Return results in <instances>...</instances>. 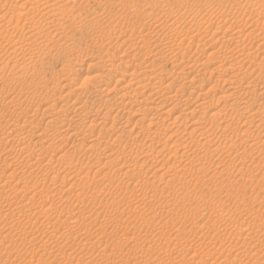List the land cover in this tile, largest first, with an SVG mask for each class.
Returning <instances> with one entry per match:
<instances>
[{
	"label": "rangeland",
	"instance_id": "374dc122",
	"mask_svg": "<svg viewBox=\"0 0 264 264\" xmlns=\"http://www.w3.org/2000/svg\"><path fill=\"white\" fill-rule=\"evenodd\" d=\"M7 1L16 6L14 11L17 14L23 13V20L15 24L16 19L13 16L11 22L14 24L9 25L12 31L0 32L1 35L4 34L2 37L0 35V194L8 193L6 199L0 195V235H6L0 236V264H133L140 259L139 256H143L141 259L145 257L154 260V264H176L181 255L189 257L194 253L196 258H186L179 264H250L242 262L240 258H248L253 264H264V151L256 152L249 144L254 141L253 143L260 145L264 138V95L257 94L260 85L264 83V66L252 71L254 77L250 78L253 81L246 75L248 77L240 84L245 86L246 82L251 81L250 90L256 87L254 96L260 104L257 103L253 109L263 111V122L258 121V124L252 120L253 122L248 121L249 124H245L243 120L246 116H241L239 123L233 121L225 127L223 122L215 127L222 116L231 117L236 113V107L224 106L225 101L222 99L226 85L220 77L227 72L223 70L230 62L223 63L222 67H218L219 70L214 68L220 64V55L225 49L221 47L209 56L218 47L219 41L214 40L225 29L221 28L217 33L214 31L224 17H231L233 14L232 17L238 19L252 14L251 25H245L243 32H248V29H255L254 34L260 32V24L264 25V0ZM44 4L45 6H41ZM0 10L3 9L0 7ZM9 15L0 14L4 20L2 21L7 23ZM173 19L177 22L175 28L169 27ZM190 20H196L200 33L195 32L197 26L189 24L191 28L185 29L189 32L187 38L180 40L183 37L175 32ZM158 22H162L163 24H159L164 27L158 29L161 27L157 26ZM261 33L264 34V30ZM261 33L257 38H251L254 45L260 42ZM175 34L180 38H176ZM191 36L193 38L190 39ZM173 37L176 39L173 40ZM168 39L169 43L163 47L162 42ZM171 40L178 44L176 50L171 51ZM254 49L255 46L249 50L251 56L258 52ZM156 51L161 53L160 56ZM108 56L111 57L109 61ZM121 61H124L122 63L125 66ZM185 61L192 62L191 65L197 64L194 66L195 70L189 74L186 71L181 72L183 76L189 75L186 78L179 73L183 68L182 62ZM88 63L94 64L95 68L87 75ZM130 66L134 68L135 76L142 73L137 78L142 77L144 82L150 80L152 83L149 81L147 89L139 90V94L134 92V96L129 92L130 89L123 90L127 91L126 101H129L128 98L132 101L124 105L120 100L121 91H114L113 84L117 78H123L122 71L131 70ZM193 72L204 82L202 91L206 93L198 101L206 103L207 107L183 121L184 114L195 104L196 98L185 99V95V100L180 99L177 103L170 100L169 106L174 105L175 110L179 111L173 115H179L178 120L175 123L171 122L172 118L159 120V123L145 131L148 118L154 113L153 109L147 110V107L157 106L150 99L154 95L159 96V93L160 99L172 95L173 92L185 94L188 86H195L194 82L189 81ZM95 73L101 74L98 75V80L96 76L93 78ZM86 76L91 78L90 84L92 83L88 96L81 98L83 102L75 101ZM106 83H110L109 86ZM133 86L135 87L134 84ZM175 88H182L179 90L182 92ZM215 88L218 89L214 90ZM143 98H148V101ZM36 100L45 102L36 107ZM80 103L83 104L85 112L73 119L72 116L83 110L80 109ZM32 108L35 109L33 116L28 115ZM61 108L66 115L63 114L58 121L55 120L54 125L52 123L54 127H50L49 134L47 133L51 140L38 148L43 152L40 153L37 148H30V153L28 149L21 151L20 141H28L27 137L34 133L36 123L39 127H44L48 113ZM220 109L222 114L220 111L221 116L217 118L219 120L213 121V125L210 124L208 114ZM203 111L206 116L202 115ZM199 116L202 118L195 120ZM42 117L40 123L39 119ZM10 118L16 120L10 121ZM193 123L208 133L214 131L207 138L212 142L201 140L194 134L182 145H187L190 149L196 144L204 143V146L202 149L196 147L199 151L191 153L190 158L182 159L181 150L172 155L169 154L171 150L165 148L161 156L154 157L158 164L151 159L143 161L144 153L141 152H151L148 144L150 138L155 139L154 142H160L161 146L167 144L166 147H169L176 138H187L188 132L194 127ZM165 125L168 126L167 130L155 131L154 126L165 128ZM65 127L70 132L75 131L68 132L66 139L63 131L61 132ZM221 127L225 129L221 130ZM130 128L133 132L129 131ZM245 128L248 133L244 132ZM151 130L154 131L150 132ZM173 132L177 135L170 137ZM83 134L87 139L79 143V137ZM117 134L122 135V139L116 140ZM89 135L99 138V146H91ZM128 135L135 136L136 145L126 144V138H130ZM246 135L250 140L242 142L243 138H247ZM139 144H142L141 149ZM56 145L58 147L54 151ZM261 149H264V143ZM214 150L217 152H213ZM135 154H139V158L133 159ZM60 160L61 163H58ZM162 160L166 164L159 168ZM170 165L178 168L176 172L171 168V171L160 176ZM116 167H120V172L119 169L115 170ZM84 173L89 174L87 180H83L85 177L81 178L85 176ZM8 175L12 176L7 177ZM130 175L132 176L129 177ZM172 178L175 180L172 181ZM144 180L149 183L143 184ZM7 200H12L16 205L10 206L6 203ZM83 217L86 222H90H82L80 219ZM112 247L115 249L110 250ZM119 248H122V253H119ZM112 252L114 255H111ZM147 261L145 264H152Z\"/></svg>",
	"mask_w": 264,
	"mask_h": 264
},
{
	"label": "bare ground",
	"instance_id": "6f19581e",
	"mask_svg": "<svg viewBox=\"0 0 264 264\" xmlns=\"http://www.w3.org/2000/svg\"><path fill=\"white\" fill-rule=\"evenodd\" d=\"M1 1L2 0H0V7H1V9H3L1 12H0V14L2 15L3 13H4V15H9L10 16V18H8L9 20L7 21V23H5V22H3L4 20L2 19V17L0 16V19H1V21H0V32L2 31V32H4V33H7V30H10L9 29V25H11L12 23L14 24V22H11V19H12V17L13 16H15V19H16V21H15V24L16 23H18L19 21H21V19H22V12L21 11H19V12H21L20 14L18 13L17 14V12H15L14 11V8H16V6H14L13 4H11V3H8V1L6 0V1H4L3 0V3H1ZM26 1V0H25ZM24 1V2H25ZM30 1V0H29ZM46 1V0H45ZM21 4V3H20ZM46 4V3H45ZM45 4L44 5H41V6H45ZM18 6V5H17ZM22 6V5H21ZM47 6V5H46ZM31 7H33L32 5H31ZM52 7V6H51ZM49 8V9H52V8ZM20 8V7H19ZM41 8V7H40ZM22 9V8H21ZM27 9V8H26ZM185 9V8H184ZM28 10V9H27ZM26 10V11H27ZM38 10V9H37ZM36 10V11H37ZM163 10V9H162ZM264 10V9H263ZM23 11V10H22ZM36 11H34V12H36ZM164 11V10H163ZM168 11V10H167ZM166 11V12H167ZM258 11V10H257ZM24 12V11H23ZM171 12V11H170ZM176 12V11H175ZM256 12V11H255ZM259 12V11H258ZM12 13V14H11ZM42 13H45V12H43L42 11ZM262 13H264V12H262ZM166 14V13H165ZM170 14V13H169ZM173 14V13H172ZM175 14V13H174ZM173 14V15H174ZM232 14V13H231ZM171 15V14H170ZM235 15V14H234ZM252 14H250L249 16L248 15H246L247 17L246 18H234V17H232L233 16V14H232V16L231 17H224V19H222V22H219L220 23V25H218L217 27H215V33H217V32H219V30L221 29V28H225L224 29V31L222 32V34L220 35V36H216L217 38L214 40V41H219V43H218V47L213 51V52H210L209 53V56L210 55H213V54H215V52H216V50H218V49H220L221 47H223L224 49V52H223V54H221L220 56H222V59H221V62H220V64H218L216 67H214V68H217L218 70H219V68L218 67H222L223 65V63H226V62H230L229 63V65L228 64H226V65H228V66H224L225 67V69L223 70V71H227L226 73H224V75L223 76H221L220 78L222 79H220L221 81H223V83H225V85H226V89H225V92L222 94V99H224V106H235L236 107V113H234L231 117L229 116V117H224V116H222L223 118L221 119L220 118V116H221V114H222V110L220 109V110H218V111H211L208 115H209V119H208V121L210 122V124H212L213 125V121H217V120H219V119H217V118H220V122L219 123H217V125H215V127H219L220 126V124L221 123H225V124H223L225 127H227L228 125H230V123H232L233 121L235 122H238L239 120H240V118H241V116H246V118H244V120L243 121H245V124L247 123V124H249L248 123V121H250V122H253L252 120H254V121H257V123H258V121H259V123H261V122H263V119H261V117H262V113H263V111L261 112V110H260V112H259V110H256V109H253V107L255 106V105H257V103H258V101H256L255 100V97L256 96H254V90H257L256 89V87H255V89H253V90H250V88H249V85L251 84V81H253L250 77L253 75V73H252V71H255L256 70V68H258L259 66H264V34L263 33H261L263 30H264V25H261L260 24V26H261V30H260V32L259 33H257V34H254L255 33V29H248L249 31L248 32H243V27H246L245 25H248V27H250V25H251V16ZM25 16V15H24ZM23 16V17H24ZM166 16V15H165ZM169 16V15H168ZM176 16H178V15H176ZM225 16H227V15H225ZM228 16H230L229 14H228ZM235 16H237V15H235ZM26 17V16H25ZM31 17V16H30ZM260 17V16H259ZM28 18V17H27ZM156 18V17H155ZM30 19V18H29ZM158 19V18H157ZM3 20V21H2ZM23 20V19H22ZM171 20V19H170ZM161 21V20H160ZM196 21V20H195ZM195 21H192V20H190V21H186L185 22V24H184V27L182 28V24H181V28L182 29H180L179 31H177V32H175L176 34H180L179 36H182L183 38H180L179 36H176V34H175V36H176V38H180V40H185V38H187V36H188V33L189 32H187V31H185V29L186 28H191L190 26H188L189 24H192L193 26H197L198 28L195 30V32H197V33H200V26L199 25H197V23L195 22ZM255 21V20H254ZM258 21V20H257ZM151 22V21H150ZM199 22V21H198ZM29 23V22H28ZM27 23V24H28ZM34 23V22H33ZM145 23V22H144ZM149 23V22H148ZM159 23H161V24H163L162 22H158V24H157V26H161L160 28L158 27V29H161L162 27H164V25H161V24H159ZM166 23V22H165ZM169 23V22H168ZM180 23V22H179ZM254 23V22H253ZM259 23V22H258ZM12 24V25H13ZM35 24V23H34ZM176 24H177V22H176V20H172L171 21V23L169 24V27H176ZM255 25H257L256 23H254ZM29 25V24H28ZM31 26H32V24H30ZM29 25V26H30ZM36 25V24H35ZM154 25V24H153ZM152 25V26H153ZM166 25V24H165ZM254 25V26H255ZM19 28H20V23H19ZM24 26H26V25H24ZM30 26V27H31ZM34 26V25H33ZM21 27H23V26H21ZM39 27H40V25H39ZM151 27V26H150ZM156 27V26H155ZM252 27V26H251ZM10 28L12 29L13 27H11L10 26ZM18 28V27H17ZM28 28V27H27ZM33 28H35V27H33ZM152 28V27H151ZM194 27H192V29H193ZM202 28H205V26L204 27H202ZM23 29V28H22ZM21 29V30H22ZM39 29V28H38ZM157 29V30H158ZM208 29V28H207ZM16 30V29H15ZM18 30V29H17ZM29 30H31V29H29ZM34 30V29H33ZM156 30V31H157ZM175 30H177V29H175ZM184 30V31H183ZM186 30H188V29H186ZM203 30V29H202ZM10 31H12V30H10ZM9 31V32H10ZM14 31V30H13ZM28 31V30H27ZM35 31H37V30H34V32ZM191 31V30H190ZM208 31V30H207ZM207 31H205V32H207ZM20 32V31H19ZM18 32V33H19ZM38 32V31H37ZM155 32V31H154ZM181 32V33H180ZM204 32V31H203ZM256 32H258V31H256ZM214 33V32H213ZM214 33V34H215ZM262 34V37L261 38H259V39H261L260 40V42H258L257 44H255L254 45V41H252V39L251 38H257L258 36H259V34ZM156 34V33H155ZM202 34V33H201ZM1 35V34H0ZM4 35V34H3ZM3 35H1V37L3 36ZM10 35V34H9ZM8 35V36H9ZM165 35V34H164ZM166 35H168V34H166ZM212 35V34H211ZM253 35V36H252ZM170 36V35H169ZM252 36V37H251ZM13 37V36H12ZM161 38L163 37V36H160ZM171 37V36H170ZM164 38H166L167 39V37H164ZM169 38V37H168ZM175 37H173V40H175L174 39ZM190 39L191 38H193L192 36L191 37H189ZM211 38V37H210ZM10 39V38H9ZM5 40V39H4ZM18 40V39H17ZM20 40V39H19ZM159 40V39H158ZM169 40L170 39H168V40H166L165 42H162L163 43V47H165L168 43H169ZM179 40V39H178ZM194 40V39H193ZM9 41V40H8ZM7 41V42H8ZM10 42V41H9ZM160 43H161V41H159ZM173 41L171 40L170 41V48H171V51H173V50H176V48H178L177 46H178V44H175V43H172ZM158 43V42H157ZM159 43V44H160ZM180 43V42H179ZM194 43V42H193ZM216 43V42H215ZM133 44H134V42H133ZM132 44V45H133ZM2 46V45H1ZM1 46H0V50H2V48H1ZM8 46V45H7ZM6 46V47H7ZM180 46V45H179ZM198 46V45H197ZM255 46V49H256V51H258V52H255V55L254 56H251V53L249 52V50H250V48H252V47H254ZM11 47V46H10ZM162 47V48H163ZM161 48V47H160ZM159 48V49H160ZM254 49V50H255ZM158 50V49H157ZM167 50H168V46H167ZM170 50V49H169ZM260 50V51H259ZM159 51H161V50H159ZM4 52V51H3ZM9 52V51H8ZM11 52V51H10ZM157 52V51H156ZM162 52V51H161ZM196 52V51H195ZM13 54V53H12ZM112 54V53H111ZM157 54L160 56V54H159V52H157ZM157 54L155 53V55H154V53H153V55L154 56H157ZM122 55V54H121ZM170 55V54H169ZM168 55V56H169ZM132 56H134V55H132ZM171 56V55H170ZM12 57V56H11ZM109 57V56H108ZM175 57V56H174ZM211 57V56H210ZM110 58L111 57H109V58H107L108 59V61L110 60ZM117 58V57H116ZM130 58V57H129ZM162 58V57H161ZM164 58V57H163ZM171 58V57H170ZM13 59V58H12ZM155 60H156V58H154ZM258 59V60H257ZM175 60V59H174ZM193 60H195V59H193ZM107 61V62H108ZM127 61V60H126ZM135 61V60H134ZM151 61V60H150ZM178 61V60H177ZM112 62H114V60L112 61ZM122 62H124V61H121V63ZM188 62V61H187ZM186 61L185 62H182V65H181V67H183V68H181V71L179 72V73H181L182 71H186V72H188L187 74H189L190 72H192L193 70H195V68H194V66H196V65H191V63L190 62H188L187 63ZM209 62V61H208ZM128 63H130V62H128ZM149 63V62H148ZM173 63V62H172ZM190 63V64H189ZM201 64L203 63V62H200ZM104 65H105V62L103 63ZM123 64V63H122ZM121 64V65H122ZM145 64H147V63H145ZM111 65H113L112 63H111ZM116 65H120V64H116ZM124 66H125V64H123ZM177 65V64H176ZM198 65H200V64H198ZM108 66V65H107ZM146 66V65H145ZM149 66V65H148ZM151 67H152V65H150ZM178 67H179V65H177ZM193 66V67H192ZM129 67V66H128ZM130 67H132V66H130ZM156 67V66H155ZM199 67V66H198ZM251 68V71H249V69ZM260 67V68H261ZM94 64H92V63H88V65H87V68H86V74L88 75V74H90L93 70H94ZM116 68V67H115ZM125 68V67H124ZM158 68H159V66H158ZM180 68V67H179ZM131 70H126L125 69V71H122V75H123V78H117V80H115L116 82H115V84H113V90L114 91H121V96L120 97H122L120 100L121 101H123V104L124 105H126L128 102H132V101H130V99L128 98L127 100H129V101H126V95H127V91H124V92H126V93H124L123 92V90H125V89H130L131 91H129V92H131V93H133V96H134V92H139V90L141 91V89H147V86H149L148 84L151 82L150 80V82L149 81H145L144 82V80H143V78L141 77V78H137V76L138 75H141V74H137V76H135L136 75V72H135V70H134V68L132 67V68H130ZM145 69V68H144ZM148 69H151V68H148ZM148 69H146V70H148ZM157 69V68H156ZM116 70V69H115ZM137 70V69H136ZM154 70V69H153ZM176 71V70H175ZM177 71H179V70H177ZM199 71V70H198ZM102 72V71H101ZM146 72V71H145ZM151 72V71H150ZM185 72V73H186ZM115 73V72H114ZM156 73V72H155ZM176 73H178V72H176ZM183 73V72H182ZM181 73V74H182ZM194 73V72H193ZM198 73V72H197ZM204 73L205 72H203L202 74L204 75ZM96 74V75H95ZM94 74V79H95V76H96V79H97V77H99L100 75L99 74H97V73H95ZM104 74V73H103ZM221 74H223V73H221ZM251 74V75H250ZM257 74V73H256ZM255 74V75H256ZM99 75V76H98ZM105 75H107V74H105ZM154 75V74H153ZM177 75H179V74H177ZM246 75H249V77L248 76H246ZM91 76V75H90ZM152 76V75H151ZM182 76H183V74H182ZM185 76H187V75H184L183 77L184 78H186ZM189 76V75H188ZM187 76V77H188ZM191 76V75H190ZM136 77V79L134 80V78ZM148 77V76H147ZM241 77H243L242 79H240ZM246 77H248V78H250V80H248V81H250V82H246V85L244 86V85H241L240 86V84H241V82H243L244 81V78H246ZM252 77H254V76H252ZM259 77V76H258ZM91 78H92V76H91ZM90 77H88V76H86V77H84V79L86 80L85 82L84 81H82V82H84V85H83V87L81 86V88H80V91L76 94L77 96H76V99H74L75 101H77V100H79V102L80 101H82V99L81 98H83V97H87L88 96V91L90 90V85L92 84H90V79H91ZM92 78V79H93ZM153 78V77H152ZM200 77H197L196 76V74L194 73L192 76H191V78L189 79V81L191 80V83H193V84H195V86L194 85H190V86H188L189 87V89H188V91L185 93V94H181L180 95V93L179 92H182V91H179L180 89L182 90V88H175L176 89V91H179L178 93L179 94H176L175 92H173L172 93V95H169V96H166V97H163V98H159L160 97V93H159V89L157 90L158 91V93H159V96H153V99L151 98L150 99V101H153V102H155L156 104H157V106H153L154 108H150L149 106L147 107V110H151V109H153L154 110V113H152V115H151V117L150 118H148V123H147V127L145 128V131H146V129L147 130H150L151 129V126L153 125V124H156V123H159L158 121L159 120H164V119H166V118H172V121L171 122H173V123H175L177 120H178V118H179V115H177V116H174L173 117V115L176 113V112H179V111H176L175 110V108H174V105H173V107H170L169 105H170V103L172 102V101H175V103H177V102H179V100L181 99V100H185V99H187L188 97L190 98V97H194V99L196 98V102H195V104L191 107V109H189L188 110V112H186L185 114H184V118H183V121H185V120H187V118L189 117V116H192L195 112H197L198 110H200V109H202V110H204L207 106L205 105V104H203V102L202 101H198V99H202L204 96H202V95H204L203 93H206V92H203L202 91V89L204 88H202V85H203V81H202V79L200 78ZM256 78V77H255ZM83 79V80H84ZM93 79V80H94ZM179 79V78H178ZM262 79V78H261ZM98 80V79H97ZM218 80V79H217ZM68 81H70V80H68ZM81 81V80H80ZM96 81V80H95ZM136 81V82H135ZM158 81V80H157ZM246 81V80H245ZM261 81V80H260ZM94 82V81H93ZM105 82H107V81H105ZM135 82V83H134ZM203 82V83H202ZM264 82V80H262V83ZM69 83V82H68ZM152 83V82H151ZM155 83V82H154ZM153 83V84H154ZM190 83V84H191ZM253 83V82H252ZM260 83V82H259ZM80 84V83H79ZM109 84L110 83H106L105 85H107V86H109ZM133 84L135 85V87L133 86ZM152 84V85H153ZM158 84H160V83H158ZM167 84H168V82H167ZM180 84H183V83H180ZM179 84V85H180ZM65 85V84H64ZM96 85V84H95ZM98 86V85H97ZM213 86V85H212ZM77 87V86H76ZM85 87V88H84ZM94 87V86H93ZM155 87H157V86H155ZM160 87H161V85H160ZM182 87V86H181ZM258 87V86H257ZM103 88V87H102ZM150 88V87H149ZM208 88H211V87H208ZM249 88V89H248ZM77 89H78V87H77ZM96 89V88H95ZM111 89V88H110ZM110 89H106L107 91L108 90H110ZM144 89V90H145ZM163 89V88H162ZM218 88H215L214 90H217ZM100 90H102V89H100ZM105 90V89H104ZM138 90V91H137ZM208 90V89H207ZM224 90V89H223ZM107 91H104L106 94L108 93ZM111 91H112V89H111ZM110 91V92H111ZM257 91H259L257 94H259V95H264V83L263 84H261L260 85V87H259V90H257ZM110 92H109V94H110ZM155 92L156 91H154V93L153 94H155ZM151 93V92H150ZM158 93H156V94H158ZM184 93V92H183ZM113 94H114V92H113ZM120 94V93H119ZM130 96L132 95V94H130V93H128ZM137 94H139V93H137ZM167 94V93H166ZM171 94V93H170ZM105 95V94H104ZM108 95V94H107ZM107 95H105V96H107ZM187 96L185 99L183 98V96ZM254 97H253V96ZM202 96V97H201ZM101 97V96H100ZM147 97H150L149 95H147ZM58 98V97H57ZM183 98V99H182ZM259 98V97H258ZM105 99H107V98H105ZM144 100L146 99V98H143ZM260 99V98H259ZM55 100V99H54ZM155 100H158V101H155ZM170 100H171V102H170ZM229 100V102H227ZM73 101V100H72ZM72 101H70V102H72ZM146 101H148V98L146 99ZM45 101H43V100H36L35 101V103H34V105L36 106V107H38V106H40V105H42L43 103H44ZM74 102V101H73ZM83 102V101H82ZM135 102H136V100H135ZM227 102V103H226ZM260 102V101H259ZM75 103V102H74ZM76 104V103H75ZM81 104V103H80ZM167 104V105H166ZM181 104V103H180ZM260 103H258V105H259ZM34 105H32V106H34ZM64 105V104H63ZM72 106H74V104L72 103L71 104ZM150 105V104H149ZM78 106H80V105H78ZM77 106V107H78ZM76 107V106H75ZM75 107H72V108H74L75 109ZM80 108V107H79ZM232 108V107H231ZM56 109H58V108H56ZM80 109H83V104H81V108ZM141 109V108H140ZM35 109L34 108H32L30 111H28V115L29 114H33ZM77 110V109H76ZM84 110V111H83ZM83 110H81L82 112H78L76 115H74V116H72V118L73 119H75L76 117L75 116H77V115H79V114H81V113H84L85 112V109H83ZM78 111H80V110H78ZM220 111H221V114H220ZM32 112V113H31ZM74 112H76V111H74ZM88 113V112H87ZM63 114L64 115H66V113H65V110L64 109H62L61 108V110H58V111H56L55 110V112H53V111H50L49 113H48V115H47V121L45 122V126L44 127H39L38 126V124L36 123V126H35V128L36 129H33V131H34V133H32V134H30L28 137H27V135L26 136H24V137H27L28 138V141L27 142H25L24 140H23V142H22V140L20 141L22 144H23V146H22V144H20L21 146H20V149H21V151H22V149H28L27 151L29 152V149L31 148V150H33L34 148H39V147H43V146H45L47 143V141L48 140H51L49 137V128L50 127H52L53 125H54V121L56 120V121H58L59 120V117H61V116H63ZM86 114V113H85ZM205 115V111H203L202 112V115ZM246 114V115H245ZM97 115V114H96ZM95 115V116H96ZM176 115V114H175ZM13 116V115H12ZM33 116V115H32ZM85 116H89V115H85ZM101 116V115H100ZM183 115L181 114V117H182ZM206 116V115H205ZM235 116V117H234ZM264 116V115H263ZM14 117H18L17 115H14ZM29 117V116H28ZM105 117V116H104ZM108 117V116H107ZM16 118H14V119H11L10 118V121H13V120H16ZM160 118H162V119H160ZM200 118H202V116H199V117H197V119H195V120H198L199 121V119ZM43 119V117L42 118H40L39 120H40V123H41V120ZM58 119V120H57ZM107 119V118H106ZM140 120H142V119H140ZM139 121V120H138ZM198 121H197V123H198ZM207 121V120H206ZM242 121V120H241ZM140 122H142V121H140ZM170 122V121H169ZM194 122H196V121H194ZM52 123H53V125H52ZM139 123V122H138ZM163 123V122H162ZM239 123V122H238ZM258 123V124H259ZM264 123V122H263ZM61 124V123H60ZM88 124H90V123H88ZM194 124V127L188 132V137L187 138H184V139H182V137H179V138H176L175 139V141L171 144V145H169V147H166L167 146V144H163V146H161V144H160V142H154L153 140H155V139H152V138H150L151 139V141H149L148 142V144L150 145V150H151V152H149L148 153V151H146V152H141L142 154L144 153V160L143 161H147L148 159L150 160H152L154 163H157L158 162V160L156 159V158H154V157H156L157 155H160L161 154V152L165 149V148H168L169 150H171V152L169 153V154H171L172 153V155H175L174 153L175 152H177V151H179V150H181V153H180V157L183 159V158H185V159H187V158H190V154L192 153H197L199 150H197V148L196 147H200V149H202L203 148V146H204V143L203 144H201V145H198V144H194L195 145V147L194 148H192V149H190V148H187L188 146L187 145H182V143L183 142H185V141H187L188 140V138H192V135H194V134H197V136L199 137V139H201V140H204V139H206V140H208L207 138H210L209 136H210V134H213L214 133V131H212L213 133H208V132H206L205 130H202V128H201V126H199V125H197L196 123H193ZM196 124V125H195ZM251 124V123H250ZM258 124H257V126H258ZM71 125V124H70ZM134 125V124H133ZM222 125V124H221ZM61 125H59V127H60ZM135 126H137V124L135 123ZM141 126H142V123H141ZM249 126V125H248ZM255 126H256V124H255ZM11 127V126H10ZM34 127V126H33ZM54 127V126H53ZM52 127V128H53ZM56 127V126H55ZM134 127V126H133ZM145 127V126H144ZM153 127V126H152ZM247 127V126H246ZM69 128V127H68ZM154 128H155V131H165V130H167V128H168V126H166L165 125V128H164V126H163V128H160V127H157V126H154ZM222 128V129H221ZM221 128H218V129H221V130H223V129H225L224 127H221ZM256 128V127H255ZM60 129V128H59ZM125 129V128H124ZM123 129V130H124ZM128 129V128H127ZM137 129H139V128H137ZM261 129V128H260ZM263 129H264V127H263ZM262 129V130H263ZM54 130V129H53ZM70 130V129H69ZM66 127L62 130L61 129V132L63 131V136H64V138L66 137V134L68 133V132H70ZM121 130V129H120ZM126 130V129H125ZM124 130V131H125ZM143 130V129H142ZM245 131V133H248V130L245 128L244 129ZM73 131V130H72ZM127 131V130H126ZM129 131H131V128H130V130ZM128 131V132H129ZM139 132H140V130H138ZM144 131V130H143ZM154 131V130H153ZM152 130L150 131V132H153ZM242 131V130H241ZM258 131V130H257ZM12 132V131H11ZM31 132H32V129H31ZM73 132H75V131H73ZM73 132H70V133H73ZM76 132H78V131H76ZM123 132V131H122ZM131 132H133V131H131ZM219 132H220V130H219ZM48 133V134H47ZM118 133V132H117ZM119 133H121V132H119ZM126 133V132H125ZM148 133V132H147ZM240 133V132H239ZM238 133V134H239ZM27 134V133H26ZM52 134V133H51ZM50 134V135H51ZM69 134V133H68ZM122 134H124V133H122ZM126 134H128V133H126ZM130 134V133H129ZM132 134V133H131ZM130 134V135H131ZM135 134V133H134ZM137 134V133H136ZM135 134V135H136ZM174 134H176L177 135V133H175V132H173V134H171L170 135V137H173L174 136ZM25 135V134H24ZM75 135V134H74ZM78 135V134H77ZM130 135H128L130 138L128 139V138H126L127 139V141H126V144H128V146H129V144L130 143H132V145H136V142H135V136L133 135V136H130ZM138 135V134H137ZM149 135V134H148ZM240 135V134H239ZM71 136V135H70ZM82 136V135H81ZM98 136V135H97ZM125 136V135H124ZM127 136V135H126ZM67 137H69V136H67ZM75 137V136H74ZM146 137H149V136H146ZM232 137V136H231ZM236 137H237V134H236ZM246 139L245 138H243V140H241L242 142L243 141H245V140H250L248 137L249 136H247L246 135ZM80 138V141H79V143H82V142H84L85 141V139H87V136L85 135V134H83V136L82 137H79ZM89 138H90V143H91V146H93V147H95L94 145H98L99 144V138L98 137H96V136H94L93 137V135H92V137H90V135H89ZM114 138V137H113ZM227 138V137H226ZM251 138V137H250ZM20 139V138H19ZM22 139V138H21ZM66 139V138H65ZM69 139V138H68ZM76 139V138H75ZM101 139V138H100ZM115 139L117 140V139H122V135H120V134H117L116 135V137H115ZM114 139V140H115ZM125 139V140H126ZM235 139V138H234ZM233 139V140H234ZM237 139H239V138H237ZM264 139V138H263ZM263 139H261V143H260V145H257V144H259V143H257V144H255V143H249L250 144V146L251 147H253V150L255 151L256 150V152L257 151H259V150H263L264 151V149H261V146H262V144L264 143V140ZM52 140H54L53 138H52ZM102 140V139H101ZM100 140V141H101ZM198 140V139H197ZM205 140V141H206ZM144 141V140H143ZM142 141V142H143ZM180 141V142H179ZM209 142L208 143H210V142H212V141H210V139L208 140ZM235 141H237V140H235ZM256 141V140H255ZM78 142V141H77ZM191 142V141H190ZM258 142V141H257ZM181 143V144H180ZM227 143H229V142H227ZM227 143H226V145H227ZM237 143H239V142H237ZM48 144H51V146H54V145H52V143H50V142H48ZM75 144V143H74ZM138 144V143H137ZM186 144V143H185ZM249 144H248V146H249ZM142 145V144H141ZM140 144H139V147L141 146ZM158 146L157 148L159 149V150H157L156 149V146ZM189 145V144H188ZM223 145H224V143H223ZM223 145H221V146H223ZM225 145V146H226ZM229 145V144H228ZM48 146V145H47ZM99 146V145H98ZM138 146V145H137ZM175 146V147H174ZM233 146V145H232ZM238 146H239V144H238ZM246 146V145H245ZM16 147H18V146H16ZM57 147H58V145H56L55 147H54V151H56L55 149H57ZM89 147H90V144H89ZM125 147V146H124ZM132 147V146H131ZM214 147V146H213ZM212 147V148H213ZM19 148V147H18ZM48 148H50V147H48ZM53 148V147H52ZM137 148V147H136ZM187 148V149H186ZM196 148V149H195ZM234 148V147H233ZM19 149V150H20ZM133 149H135V148H133ZM140 149H141V147H140ZM143 149V148H142ZM210 149V148H209ZM213 149H215V148H213ZM228 149V148H227ZM235 149V148H234ZM243 149H244V147H243ZM16 150L17 151H19L17 148H16ZM23 150V151H24ZM36 150V149H35ZM39 150V149H38ZM41 150V149H40ZM39 150V151H40ZM76 150V149H75ZM124 149L122 148V151H123ZM129 150V149H128ZM130 150H132V148H130ZM137 150V149H136ZM149 150V151H150ZM157 150V151H156ZM205 150V149H204ZM7 151H8V149H7ZM16 151V152H17ZM121 151V150H120ZM121 151V152H122ZM127 151V150H126ZM154 151H155V154H154ZM202 151V150H201ZM9 152V151H8ZM20 152V151H19ZM18 152V153H19ZM27 152V153H28ZM43 152V151H42ZM41 151H40V153H42ZM129 152V151H128ZM131 152V151H130ZM134 152H136V151H134ZM139 152H140V150H139ZM203 152V151H202ZM212 152V151H211ZM213 152H217V151H213ZM24 153V152H23ZM22 153V154H23ZM30 153V152H29ZM28 153V154H29ZM45 153V152H44ZM98 153V152H97ZM101 153V152H100ZM136 153H138V151L136 152ZM206 153H208V151L206 152ZM249 153H253V152H249ZM261 153V152H260ZM8 154V153H7ZM21 154V153H20ZM127 155L129 154V153H126ZM191 154V155H192ZM199 154H200V152H199ZM258 154V153H257ZM30 155V154H29ZM64 155V154H63ZM62 155V156H63ZM138 155L139 154H135L134 156H133V159L134 158H139L138 157ZM149 155H151V157L149 158ZM195 155V154H194ZM26 156H28V155H26ZM66 156V155H65ZM161 156V155H160ZM159 156V157H160ZM201 156V155H200ZM37 156L35 155V158H36ZM49 157V156H48ZM158 157V156H157ZM204 157H206V156H204ZM33 158V157H32ZM35 158H33V159H35ZM38 158V157H37ZM36 158V159H37ZM40 158V157H39ZM44 158V157H43ZM62 158V157H61ZM132 158V157H131ZM22 159H24V158H22ZM26 159V158H25ZM29 159V158H28ZM35 159V160H36ZM40 159H42V158H40ZM52 159V158H51ZM160 159V158H159ZM0 160H2V158L0 159ZM44 160V159H43ZM49 160V159H48ZM64 160V159H63ZM161 160V159H160ZM181 160V159H180ZM189 160V159H188ZM25 161V160H24ZM27 161V160H26ZM25 161V162H26ZM47 161V160H46ZM183 161V160H182ZM33 162V161H32ZM152 162V163H153ZM162 162H163V160H162ZM184 162V161H183ZM186 162V161H185ZM58 163H61V160H60V162H58ZM105 163V162H104ZM104 163H102V164H104ZM124 163H125V161H124ZM153 163V164H154ZM63 164V163H62ZM116 164H117V162H116ZM158 164V163H157ZM156 164V165H157ZM165 164H166V162H163L162 164H159V168H161V166L162 167H164L165 166ZM180 164H181V162H180ZM107 165V164H106ZM119 165V164H118ZM120 165H122V164H120ZM155 165V164H154ZM174 165H178V164H174ZM109 165H107V167H108ZM124 166V165H123ZM179 166V165H178ZM180 167V166H179ZM100 168V167H99ZM98 168V169H99ZM117 169H115V170H118L120 167H116ZM139 169H141L140 167H138ZM171 168H173V170H174V172H176V170L178 169V168H176L175 166L174 167H171V165L170 166H168L167 168H165V171H163L162 172V174L160 173V176H164L168 171H171L172 169ZM186 168V167H185ZM127 169V168H126ZM3 170H5V169H3ZM100 170H101V168H100ZM130 170V169H129ZM159 170V169H158ZM183 170V169H182ZM181 170V171H182ZM126 171V170H125ZM156 171V170H155ZM154 171V172H155ZM86 172H89V171H86ZM119 172H120V169H119ZM126 172H128V171H126ZM126 172H124V173H126ZM179 172V171H178ZM12 173V172H11ZM67 173V172H66ZM69 173V172H68ZM123 173V174H124ZM156 173V172H155ZM10 174V173H9ZM53 175H54V173H52ZM83 174V173H82ZM81 174V175H82ZM85 174V176L83 175V176H81V178H84L83 180H87V178H88V175H87V173H84ZM173 174V173H172ZM47 175V174H46ZM52 175V176H53ZM67 175V174H66ZM127 175V174H126ZM9 176H12V175H8L7 177H9ZM57 176V175H56ZM68 176H70L69 178H71V175H68ZM132 175H130L129 177H131ZM172 177L174 176V174L173 175H171ZM171 176H170V180H171ZM175 176H176V174H175ZM178 177H179V175H177ZM176 176V177H177ZM181 176V175H180ZM45 177H47V176H45ZM44 177V178H45ZM51 177V176H50ZM54 177H55V175H54ZM73 178H74V176H72ZM175 177V178H176ZM64 178V177H63ZM62 178V179H63ZM66 178H67V176H66ZM179 178H181V177H179ZM178 178V179H179ZM12 179V178H11ZM52 179H53V177H52ZM75 179V178H74ZM80 179V178H79ZM173 179L174 178H172V181H173ZM163 180V179H162ZM175 180V179H174ZM79 181V180H78ZM160 181V180H159ZM179 181V180H178ZM146 181L144 180V182H143V184L145 183ZM17 183V182H16ZM15 183V184H16ZM52 183H53V180H52ZM82 183H83V181H82ZM86 183V182H85ZM141 183H142V181H141ZM147 183H149L148 181L145 183V184H147ZM9 184V183H8ZM55 184V183H54ZM133 184H135V183H133ZM143 184H141V185H143ZM152 184V183H151ZM50 185H52V184H50ZM136 185H138L137 183H136ZM21 186H23V185H21ZM45 186V185H44ZM115 186H117V185H115ZM134 186V185H133ZM140 186V185H139ZM145 186V185H144ZM47 187V186H46ZM52 188H53V186H51ZM56 186H54V188H55ZM59 187V186H58ZM143 187V186H142ZM147 187H148V185H147ZM60 188V187H59ZM118 188V187H117ZM27 189V188H26ZM42 189H45V188H42ZM56 189H58V188H56ZM55 189V190H56ZM1 190H3V189H1ZM24 190H25V188H24ZM48 190V189H47ZM54 190V189H53ZM6 191V190H5ZM4 191V192H5ZM56 192V191H55ZM3 193V192H2ZM35 193V192H34ZM1 195V194H0ZM2 197H4L5 199L8 197V193H3L2 195H1ZM125 197V196H124ZM123 198V197H122ZM130 201V200H129ZM9 203V205L10 206H15L16 205V203H14L12 200H7L6 201V203ZM118 203V202H117ZM129 203V202H128ZM13 208V207H12ZM11 208V209H12ZM10 211V210H9ZM11 212V211H10ZM8 214V213H7ZM74 214V213H73ZM69 215V214H68ZM70 216H71V214H70ZM81 217V216H80ZM79 217V218H80ZM86 219V218H85ZM80 220H82V222H86V220H84V217L82 218V219H80ZM88 221V220H87ZM65 222H68V221H65ZM89 222H90V220H89ZM89 222H86V223H89ZM66 225V224H65ZM68 225V224H67ZM214 226V225H213ZM212 227V226H211ZM209 229V228H208ZM201 230V229H200ZM202 232V231H201ZM55 233V232H54ZM86 234V233H85ZM199 235V234H198ZM1 237H5L6 235L4 234V235H0ZM224 236V235H223ZM225 237V236H224ZM127 238V237H126ZM131 238V237H130ZM252 238V237H251ZM136 239V238H135ZM134 239V240H135ZM250 239V238H249ZM133 240V241H134ZM122 241H124V239L122 240ZM225 241V240H224ZM253 241V240H252ZM131 242V241H130ZM120 243V242H119ZM205 244V243H204ZM253 244H254V241H253ZM121 246V245H120ZM115 248L114 247H112L110 250H114ZM143 249V248H142ZM119 253H122V248L120 249L119 248ZM126 251V250H125ZM166 251V250H165ZM170 251V250H169ZM196 251V250H195ZM129 252V251H128ZM146 252V251H145ZM167 252V251H166ZM113 254H111V255H114V252H112ZM144 253V252H143ZM142 253V254H143ZM55 254V253H54ZM129 254V253H128ZM148 254V253H147ZM164 254H166V253H164ZM145 255V254H144ZM170 255V254H169ZM120 256V255H119ZM149 256H150V254H149ZM136 257V256H135ZM141 257H143V256H139V260H136L135 261V263H133V264H136V263H139V262H142V264L144 263H146V261L148 260V259H146L145 257H144V259H141ZM201 257V256H200ZM260 257L261 256H259V259H260ZM108 258V257H107ZM149 258V257H148ZM155 258H156V256H155ZM179 258V257H178ZM186 258H192V259H194V258H196V254L194 253V254H192V255H190L189 257H186V256H184V255H181L180 256V258L177 260L178 262L176 263V261H175V263L176 264H179L180 262H182V261H184ZM258 258V257H257ZM111 259V258H110ZM127 259V258H126ZM125 259V260H126ZM136 259V258H135ZM138 259V258H137ZM173 259V258H172ZM69 260V259H68ZM174 260V259H173ZM240 260L242 261V262H245V263H250V264H253V263H251L249 260L250 259H248L247 258V260H245V259H243V258H240ZM154 261V260H153ZM153 261L152 260H148L147 262H151L152 264H154L153 263ZM253 261V260H252ZM127 262V261H126ZM169 262V261H168ZM254 262V261H253ZM139 264H141V263H139ZM147 264H149V263H147ZM155 264H157V263H155ZM163 264V263H162ZM170 264V263H169Z\"/></svg>",
	"mask_w": 264,
	"mask_h": 264
}]
</instances>
